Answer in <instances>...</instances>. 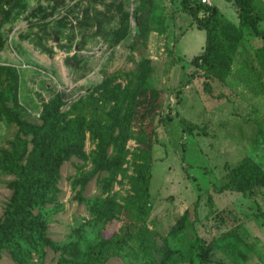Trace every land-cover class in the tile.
I'll use <instances>...</instances> for the list:
<instances>
[{
	"label": "rangeland",
	"instance_id": "obj_1",
	"mask_svg": "<svg viewBox=\"0 0 264 264\" xmlns=\"http://www.w3.org/2000/svg\"><path fill=\"white\" fill-rule=\"evenodd\" d=\"M210 1L226 20L237 21L230 0ZM190 20L178 0H28L25 13L2 28L0 65L18 69L19 104L32 123L40 122L53 99L65 109L108 76L125 86L121 74L140 72L122 172L110 182L106 173L96 175L81 193L99 200L100 215L79 204L78 188H71L91 164L71 158L60 168L58 207L46 233L52 241L123 234L120 221L128 216L122 209L131 206L139 178L147 173L143 223L162 250L158 264H234L237 257L216 242L199 262L201 245L194 243L208 245L230 232L248 258L240 264H264V187L238 192L229 172L245 157L264 169L263 42L243 35L228 75L205 77L191 64L204 49L205 33L191 29ZM182 118L195 127L186 130ZM14 132L0 122V147ZM92 149L86 140V155ZM11 179L0 174V217ZM136 252L124 246L108 264H145L147 256ZM57 258L46 248L42 260L33 255L30 264H56ZM0 264L18 263L3 251Z\"/></svg>",
	"mask_w": 264,
	"mask_h": 264
},
{
	"label": "trees",
	"instance_id": "obj_2",
	"mask_svg": "<svg viewBox=\"0 0 264 264\" xmlns=\"http://www.w3.org/2000/svg\"><path fill=\"white\" fill-rule=\"evenodd\" d=\"M178 1L181 11L191 17L195 28L205 33L203 51L191 58V64L203 70L205 77L222 79L228 75L237 41L245 34L263 42L259 54L264 66L262 0H230L236 9L237 24L226 20L214 5L201 4L200 0ZM27 2L0 0V49L6 40L2 28L13 24L25 13ZM121 75L127 80L125 86L117 83L115 76H108L65 109H60L59 98L51 100L43 108L40 122L32 123L19 104L18 69L13 65H0V122L15 128L6 146L0 147V174L12 178L7 183L11 195L0 217V259L1 253L7 251L18 264H30L33 255L42 260L48 248L57 253L56 264H108L114 254L127 246L139 255H146L145 264H158L162 250L143 223V214L148 207L147 173L139 178L136 196H132L129 203L131 206L122 209V214L128 216L120 221L123 234L115 233L109 238L70 239L64 243H56L46 235L50 217L57 211L55 199L60 168L66 161L77 158L91 164L92 169L72 181L71 188H78L77 202L89 205L97 215H100L96 205L99 200L81 196L86 184L98 174L106 173L105 180L110 182L122 172L120 161L134 119L135 84L140 83V72L134 70ZM194 76L195 72H192L188 81ZM206 84L207 80L204 88ZM169 113L165 118L167 122L171 121ZM181 122L186 130L195 127L184 118ZM86 140L93 146L89 155L84 151ZM229 172L238 192L264 187V169L248 157L230 167ZM141 226L144 227L140 229ZM214 242L231 252L234 259L237 257L234 264L247 261L246 253L238 246V236L230 232L208 245L203 240H196L194 243L201 245L197 254L199 262L204 263Z\"/></svg>",
	"mask_w": 264,
	"mask_h": 264
},
{
	"label": "crops",
	"instance_id": "obj_3",
	"mask_svg": "<svg viewBox=\"0 0 264 264\" xmlns=\"http://www.w3.org/2000/svg\"><path fill=\"white\" fill-rule=\"evenodd\" d=\"M210 1V0H209ZM211 2V1H210ZM211 5H214L212 2H211ZM220 11V10H219ZM237 15V14H236ZM190 17V16H189ZM190 19H191V17H190ZM231 23H233V24H237L238 23V19H237V21H235V22H233V21H230ZM190 23H192V19L190 20ZM191 29H196L195 28V26L193 25V24H191ZM190 29V30H191Z\"/></svg>",
	"mask_w": 264,
	"mask_h": 264
},
{
	"label": "built area",
	"instance_id": "obj_4",
	"mask_svg": "<svg viewBox=\"0 0 264 264\" xmlns=\"http://www.w3.org/2000/svg\"><path fill=\"white\" fill-rule=\"evenodd\" d=\"M200 3L205 5H211V2L209 0H200Z\"/></svg>",
	"mask_w": 264,
	"mask_h": 264
}]
</instances>
